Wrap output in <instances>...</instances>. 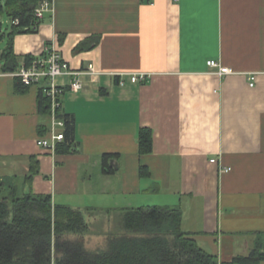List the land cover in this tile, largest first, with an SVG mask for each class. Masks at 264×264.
Wrapping results in <instances>:
<instances>
[{
  "label": "crops",
  "instance_id": "1",
  "mask_svg": "<svg viewBox=\"0 0 264 264\" xmlns=\"http://www.w3.org/2000/svg\"><path fill=\"white\" fill-rule=\"evenodd\" d=\"M51 1L35 32L13 36V52L36 58L54 41L71 69L93 65L62 97L76 150L36 144L50 125L37 87L19 94L4 77L0 181H21L34 155L31 191L53 204L110 209L95 219L109 226L118 209L146 206L144 194L160 201L150 205L179 207L182 230L220 262L247 255L264 233V0ZM210 59L232 73H215ZM132 73L146 78L132 82ZM141 127L153 131L148 154L139 152ZM104 154L115 155L112 174Z\"/></svg>",
  "mask_w": 264,
  "mask_h": 264
},
{
  "label": "trees",
  "instance_id": "2",
  "mask_svg": "<svg viewBox=\"0 0 264 264\" xmlns=\"http://www.w3.org/2000/svg\"><path fill=\"white\" fill-rule=\"evenodd\" d=\"M41 1L2 0L0 3V11L6 13L10 23L6 45L0 53L1 70H16L21 59L25 63L34 59L31 55H16L12 41L15 34L37 30L43 18H36L34 10ZM91 40L97 38L85 40L77 48H84ZM13 81L14 92L19 94L34 86L25 85L18 78ZM35 87L38 113L49 116L50 99L39 85ZM56 115L64 121L65 135L64 141L57 145V152L76 150L73 116L63 112L62 107ZM40 128V135L48 132V128ZM152 138L151 128L139 129L140 154L152 151ZM111 156L115 155L102 156L105 174L115 171L107 163ZM29 160V170L21 181H0V264H259L264 260V233L247 255L220 262L196 242L192 233L182 230L179 207L159 205L118 209L120 218L114 230L102 232L106 237L105 246L88 248L85 236L90 230V219L110 209L53 204L50 194L33 193L30 186L39 165L34 155ZM139 174L148 175L147 167L140 166Z\"/></svg>",
  "mask_w": 264,
  "mask_h": 264
},
{
  "label": "built area",
  "instance_id": "3",
  "mask_svg": "<svg viewBox=\"0 0 264 264\" xmlns=\"http://www.w3.org/2000/svg\"><path fill=\"white\" fill-rule=\"evenodd\" d=\"M52 10L51 0H42L34 10V15L42 19L47 11ZM207 65L215 73L225 75L232 73L229 67L221 65L218 61L210 59ZM94 67L89 63L84 69H71L62 59L56 42L52 41L45 49V53L25 63L21 59L16 70L4 71L0 69V79L4 77L18 78L25 85L40 86L43 94L50 99V125L47 134L39 135L36 144L47 151H55L57 145L64 141V121L57 117V110L62 107V97L67 91H79L82 86L81 77L83 74H93ZM71 77L67 86L57 82L60 75ZM146 78L144 73H132L130 80L138 82ZM250 85H253V75H249ZM122 84V80H120ZM225 171L229 168H225Z\"/></svg>",
  "mask_w": 264,
  "mask_h": 264
},
{
  "label": "rangeland",
  "instance_id": "4",
  "mask_svg": "<svg viewBox=\"0 0 264 264\" xmlns=\"http://www.w3.org/2000/svg\"><path fill=\"white\" fill-rule=\"evenodd\" d=\"M2 0H0V3ZM10 31V23L9 19L4 11H0V52L4 49L7 41V33ZM151 196V195H150ZM147 195L142 194V201L140 205H147V204H154L158 203L160 201H155L152 199H147ZM154 197V196H151ZM160 200V199H159ZM153 202V203H152ZM112 219H110L109 226H104L101 221L100 223L95 222L96 220H103V218H107L108 215L103 213L94 214L93 219L91 221L90 230L89 233L85 236V244L88 248L95 249V248H103L105 246L106 240H105V234H103V231H112L115 228V224L118 223L120 214L115 212L114 214H111ZM111 218V217H110ZM114 227V228H113ZM103 232V233H102Z\"/></svg>",
  "mask_w": 264,
  "mask_h": 264
},
{
  "label": "water",
  "instance_id": "5",
  "mask_svg": "<svg viewBox=\"0 0 264 264\" xmlns=\"http://www.w3.org/2000/svg\"><path fill=\"white\" fill-rule=\"evenodd\" d=\"M112 162V161H111Z\"/></svg>",
  "mask_w": 264,
  "mask_h": 264
}]
</instances>
